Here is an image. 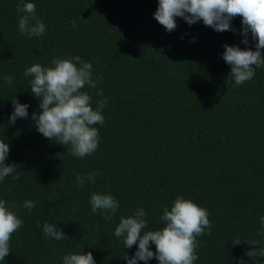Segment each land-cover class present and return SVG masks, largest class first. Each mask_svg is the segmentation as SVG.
Here are the masks:
<instances>
[{
	"label": "trees",
	"instance_id": "16d2710c",
	"mask_svg": "<svg viewBox=\"0 0 264 264\" xmlns=\"http://www.w3.org/2000/svg\"><path fill=\"white\" fill-rule=\"evenodd\" d=\"M19 2L0 0V139L10 148L5 163L20 173L19 180L0 182V199L21 205L13 211L23 225L0 264H62L69 252H92L96 264H127L138 244L125 249L114 235L120 217L142 207L146 230H158L165 226L163 209L178 196L210 214L211 234L197 237L194 264H240L241 258L256 264L245 255L256 245L232 243L239 236L264 247V69L233 87L222 58L225 44L255 50L250 34L248 45L241 42L242 18L231 21L234 31L216 32L177 17L169 33L154 18L158 0H25L46 26L44 35L29 39L18 28ZM69 56L90 62L93 79L102 77L96 89H83L92 107L107 99L105 122L94 125L99 147L84 158L37 131L31 116L40 102L30 90L32 77L24 75L34 64ZM14 97L29 105V118L13 125ZM95 172L94 184L77 186V174ZM93 193L119 202L111 221L92 212ZM29 199L37 202L31 211L22 207ZM45 222L67 238L46 237Z\"/></svg>",
	"mask_w": 264,
	"mask_h": 264
},
{
	"label": "clouds",
	"instance_id": "9594fccd",
	"mask_svg": "<svg viewBox=\"0 0 264 264\" xmlns=\"http://www.w3.org/2000/svg\"><path fill=\"white\" fill-rule=\"evenodd\" d=\"M17 12L21 14L18 20L21 34L29 39L44 35L46 26L37 16L34 3L20 0ZM177 17L189 25L202 21L216 32L234 31L231 21L241 17V42L248 45L250 34L251 40L256 41L255 50L228 44L223 46L225 51L222 58L231 66L226 83H232L233 87L241 86L256 77L257 68L264 69V0H158L154 18L169 33L177 28ZM76 26L73 20L72 27ZM24 75L32 77L30 90L40 102V110L31 116L37 131L50 141L68 146L70 154L75 157L84 158L95 153L99 147V131L94 125L104 124L102 111L107 99H98L94 109L92 97L83 91L85 86L96 89L102 82L99 75L93 79V65L80 56L56 57L52 59L51 66L37 63L27 68ZM3 79L12 85L14 78L5 75ZM97 96L102 97L103 91L97 92ZM12 103L14 111L9 124L14 125L18 118H29L28 104L20 103L15 97ZM9 152V145L0 139V182L9 176L13 180L20 179V173L16 172L17 165L5 163ZM98 174H77V186L83 187L86 181L94 184ZM89 203L92 212L100 211L106 221H111L120 207L110 193H93ZM36 204V201L29 199L23 202L22 207L31 211ZM14 208L19 210L21 205L16 202L9 204L7 200L0 199V261L10 254L11 237L23 225V220L13 211ZM209 215L206 208L193 200L178 196L170 209H163L161 220L164 227L146 230L147 213L140 207L133 215L120 217L114 235L122 240L125 249L138 244L134 256L129 257L127 254L124 258L127 264H138L139 261L148 264L153 258L157 259L158 264H194L199 259L197 237L211 234ZM260 224L261 235H264V216L260 217ZM42 231L46 237L57 241L67 238L63 229H58L56 224L45 222ZM242 241L257 246L247 250L245 255L258 264V258H264V247H259L257 240H243L239 236L232 243L239 245ZM150 244L155 245V251L151 250ZM62 264H96V261L92 252H69L62 257ZM240 264L247 262L241 258Z\"/></svg>",
	"mask_w": 264,
	"mask_h": 264
}]
</instances>
